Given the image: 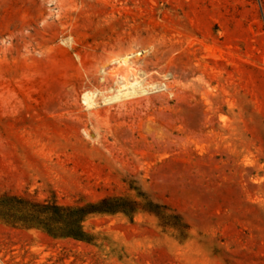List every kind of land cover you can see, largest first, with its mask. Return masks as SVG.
I'll use <instances>...</instances> for the list:
<instances>
[{"label":"rangeland","instance_id":"obj_1","mask_svg":"<svg viewBox=\"0 0 264 264\" xmlns=\"http://www.w3.org/2000/svg\"><path fill=\"white\" fill-rule=\"evenodd\" d=\"M131 185L185 243L149 214L89 218L100 244L0 222V264H264V0H0V194Z\"/></svg>","mask_w":264,"mask_h":264},{"label":"trees","instance_id":"obj_2","mask_svg":"<svg viewBox=\"0 0 264 264\" xmlns=\"http://www.w3.org/2000/svg\"><path fill=\"white\" fill-rule=\"evenodd\" d=\"M136 196H107L97 201L62 204L57 200L35 201L16 194H0V222L21 229H37L55 239L73 238L100 244L106 233L90 230L86 221L93 216L122 215L134 221L139 214L154 216L163 232L185 243L191 226L177 209L162 202L142 186H133Z\"/></svg>","mask_w":264,"mask_h":264},{"label":"bare ground","instance_id":"obj_3","mask_svg":"<svg viewBox=\"0 0 264 264\" xmlns=\"http://www.w3.org/2000/svg\"><path fill=\"white\" fill-rule=\"evenodd\" d=\"M131 59V56L124 57L122 59L117 60V63H119L120 66L124 67L129 64ZM87 100L91 99V95L89 93L86 94Z\"/></svg>","mask_w":264,"mask_h":264}]
</instances>
